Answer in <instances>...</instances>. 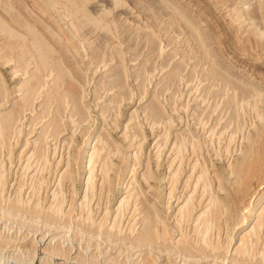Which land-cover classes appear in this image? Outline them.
I'll return each mask as SVG.
<instances>
[{
  "label": "rangeland",
  "instance_id": "1",
  "mask_svg": "<svg viewBox=\"0 0 264 264\" xmlns=\"http://www.w3.org/2000/svg\"><path fill=\"white\" fill-rule=\"evenodd\" d=\"M121 1L122 0H120V5L117 7L114 6V0H90L88 2V12L93 16L99 17L109 12L110 14L108 16L114 17L116 20L119 30L118 32L112 33L113 35L110 33L106 34L109 41L101 39L102 37L99 38L100 36L96 33L88 34L85 37L82 35L81 41L83 44L75 41L77 45L76 48L78 52L81 53L78 59L83 61L80 63L79 68L82 69L83 67V69L79 70V68H76L70 70L77 81L75 83L80 92L82 111L85 116L82 117L79 114H77L76 117L72 116L70 113L71 110H69L71 103H69V106H67L68 108H64L58 116V118L62 120L60 121L59 119L65 131H63L59 137L55 135L53 125L52 127L51 125L49 126V124L47 125V123H51V120L54 118L53 115L57 116L55 102L50 103L49 109L51 107V110H48L49 113L47 116L44 118V114L42 115L44 107L46 106V99L44 100L43 97L48 91L50 92V89L51 91L53 90V82L50 81V78L53 76L51 77L50 75H53L55 71H49L50 74L48 73L47 75L50 77L48 76L47 79V76H44L43 78L46 84L43 87L44 90L43 88L38 90L39 92L36 93L37 97H34V100L31 102L33 105L29 106V111H24L26 113L22 112L23 115L21 114L19 120L17 119V123L13 124V128L11 127L9 142L12 141L10 144L7 142L6 145L4 142V145H0L1 147L6 146L5 148L3 147V149L0 148L2 150L0 152V175L2 172L4 174L0 176V178L3 179L2 181L0 179V243L7 246L5 251L0 255V264H31L32 262L33 264H101L104 262L105 258L107 261L115 257H117L118 260L115 264H129L130 262V264H136L140 261L141 257L135 261L134 259L140 252L135 253L136 249L130 250L132 246L129 241H122V243L104 241V243H102L103 239L102 237H98L99 233L96 232V227L101 218L103 219V216L107 215L108 217L110 214L107 220L108 223L106 222L103 228L106 230L111 229L115 218L118 220L121 217V213H123V217L120 219L122 221L119 225L120 228L116 227V229L114 228L112 231L115 230L119 235H127L133 222L137 218L143 217L145 213V211L141 209V204L137 206L139 209H137L136 213H133V204L139 200V195L137 194L141 192L140 188L137 186L141 183L143 184L142 191L144 193L150 194V192H153L155 194L151 196L149 200H145L144 198L145 202L148 205H152L153 208L156 207L160 218H165L164 221L170 224L171 227L173 226L171 223L174 218L179 216L178 210H180V208L182 209L184 204L186 205L189 203L190 199L188 198H190L193 193L191 202H194L197 208L191 219L187 221L185 225H182V229L185 233H183L181 229V231L174 235V237L177 238L182 235H189V238H192L190 236L192 233L194 235L192 227L198 222V217H202L200 215H203V212L206 214V212H208L207 207H211V204L213 205L217 199L218 181H214V172L218 171L224 174L225 177L232 179L233 175L230 173V166L240 157L242 147L248 144L249 136L254 134V123H260V118L257 117L256 112L254 111V113L252 109L253 99H243L240 95L244 90L247 92H255L256 90L259 98L263 97L264 99L263 48L262 46L255 50L246 48V45L250 44L264 45V38L259 37L260 32H264V16L260 17L259 15L260 11L264 14V0ZM20 2L21 4L17 5L18 12L30 18L31 22L35 23L31 16H36L38 18L36 23H38L40 19H43L47 27H50L56 36H62L65 32L66 35L74 38V34L70 29V20L65 19L64 21L60 18L62 12L60 5L50 7L46 15L40 13L36 8L38 6L37 4L43 3L44 0H20ZM122 4L124 5L122 6ZM22 5L27 6L29 11L22 9ZM260 6L262 8L259 10ZM253 9L257 11L258 16L252 18V21H243V19H241L242 14ZM2 15L5 17L8 24L17 29L18 32H21V29L10 21L6 15ZM173 18L176 21L175 23L183 26V31L173 22ZM251 22H254L255 25L257 24L258 28L255 29ZM191 27L194 29H191ZM150 28L153 31H151ZM212 29L214 30L213 33L215 37L211 34ZM191 32L194 35L198 33L203 36L208 46L203 51L208 52L212 60H210L209 63H205V61L202 60L200 64L195 58H183L184 55L192 56L193 53L196 52L195 45L190 46L187 44V40L192 34ZM102 34L104 35V33ZM247 36L250 37L251 42L244 44L243 42L246 40ZM216 41L219 42L220 45H217V43L215 44ZM190 47L193 48L191 49ZM176 50L177 52H175ZM72 53L77 55V52L74 50H72ZM94 56L97 59L95 62L92 61V57ZM112 57L114 60H112ZM28 61L31 60L27 59L26 61V64L29 63L27 65V70L31 74V72L35 71V63ZM185 61L187 62L185 63ZM192 61L194 62L192 63ZM12 64H14V61L9 64H2V61H0V82H4L2 83L4 94L8 98V102L3 101V103L6 102V104L3 108H0V114L4 112H6L4 114H7V110L10 112L17 106L21 100L20 98H22L20 96L22 92L19 93L17 89L21 86L23 81L29 79V77L21 79L23 76L14 75L13 71L16 65ZM179 65L181 67L178 76L172 78L171 75L174 69ZM213 66L216 73L222 74L227 80H230L236 88H231L229 86H227L229 88H226V86H222L221 81H219L220 85H217L218 82H209V79L213 76L209 74V68ZM205 69L206 71H204ZM116 70H122L123 89L119 87L118 90V87H115L113 88L114 90H109L107 88L110 85V77ZM29 73L25 76H29ZM139 76L140 78H138ZM105 84L106 89L104 90L103 87ZM214 85H216V87ZM224 88L228 89V92ZM44 92L46 93L43 94ZM121 92H124L126 98L118 95ZM38 93L39 96L37 95ZM214 93H216L215 97ZM121 98H125L123 99L125 101H122ZM232 99H235L238 104L236 105V109L243 105L237 110L239 113L242 110L239 114V120L238 118L236 120L234 117L235 108L234 110L229 108V102H231ZM248 101H251V107L248 105ZM244 104H246L245 107ZM153 106L157 107L159 110L161 114L160 117L156 116L152 111ZM242 107L244 109H242ZM248 108H250V110ZM246 118L250 121L248 122ZM45 123L49 128L43 125ZM169 125L171 126V132L168 130L169 132L166 133V126ZM238 125L240 126L238 127ZM43 127L47 129L44 131ZM238 128H240V131L243 130L241 132L239 131V133ZM90 135L92 137H90ZM101 137L102 141H100ZM40 138L43 139L42 142H40V144L42 143L41 145L37 142L39 140L41 141ZM187 139H189V144H187ZM88 140L90 145L86 146L85 142ZM183 141H185V143ZM191 142L194 144H191ZM184 144L186 151L184 150L183 152L185 153L182 152V154L178 152V150L183 149L176 148H183ZM196 144L199 145V148L198 146L195 148L196 152L194 155L192 147ZM104 146L108 148L106 147L105 149ZM174 148L176 149L175 151ZM100 150L103 151L101 152ZM36 151H40L39 154ZM98 151L101 153L99 152L98 154ZM175 152L177 154H175ZM178 153L181 154V159L175 158L178 157ZM91 155V165L85 168L84 166L88 164ZM102 157L108 160L104 162L99 159ZM136 162L140 163L137 164ZM107 163L108 165L110 164L111 167L108 166ZM195 164L198 166L201 165V170L198 166L193 170ZM102 166L110 168L107 173L105 172L108 174V176L105 175L106 177L103 176ZM179 166H182L184 170L180 177L182 181L180 180L178 182L174 197L170 200L169 193L171 188L169 187L173 183L174 175L176 171L178 172ZM90 167H95L96 170L93 173V178L88 181L90 176L88 169ZM147 167L156 174H154V179H150L151 187H148L145 183L144 174ZM64 170H68V173L66 172V177L62 179V175L64 177ZM173 170H175V172ZM205 173L208 175L207 177L204 175ZM199 175L201 178L204 176L203 178H208L209 181L211 180L213 182L209 184L210 187L208 186V188H210L211 194L213 193L212 195L215 196L216 199L212 197L211 200V194L202 197L204 187L201 186L203 182L200 181ZM102 176L105 178L108 177V180L105 181L107 184L103 182ZM91 180L93 185L91 184ZM188 182L190 185L187 189H184V183L187 184ZM90 185L94 187L91 188ZM102 186L104 187L101 188ZM134 187L135 191H132ZM109 191H111L110 199ZM128 192H135L133 195L130 194L132 195V199H130L131 203L128 210L125 207L127 212L120 208L119 210L121 212L119 211V213L118 208L120 207V202L122 199L127 198L129 195ZM222 194L224 195V191L220 190L219 195L223 196ZM263 194L264 183L255 190V197H253L254 199H252V201H258ZM157 195H159V198ZM134 196H136V200ZM198 199L199 201L197 202ZM170 201L173 205H171L170 209H167ZM208 201H210L211 204ZM12 203L17 205L16 211L12 209L9 210L8 207L11 206ZM61 203L62 205H60ZM263 204L264 196L260 198L256 210L262 208L264 206ZM34 205H36V207L39 206V209ZM57 205H60V207ZM250 208H246L247 210H240V215H247ZM32 209L36 213L39 212L38 216L31 214L32 217L30 213H27ZM256 210L254 212H256ZM260 210L261 209L257 210V214ZM119 214L120 217L118 216ZM254 214L251 218L252 221L250 220L248 226L245 227L246 229L244 228L245 230L230 231L223 225L220 237L218 238V243L220 246L222 245V249L212 254L211 258L200 260L199 262L205 261L204 263L221 264L224 259L233 256L235 248L240 244L241 236L250 229L252 230V224L255 223ZM47 215H52L56 218L59 217L58 219L60 220L58 221L57 219L55 222L54 220H46L44 217ZM1 216L3 217L2 219ZM128 216L129 218H127ZM134 217L137 218L132 220ZM178 218H180V216ZM130 221L131 224L129 225ZM85 226H88V230ZM84 227L86 228L85 231ZM93 230H95V232ZM224 230L226 231L225 234ZM210 231L214 233L213 230ZM262 232L259 234L261 240H255V243L257 241L258 245L256 243L255 251L251 253L255 254V256L254 258H250L249 264H264V256L262 257L260 254V252H264V240H262L264 239V231ZM215 234L217 235V231ZM226 235H228V237ZM103 237H105V235H103ZM212 238L214 237L212 236ZM98 243H102L100 246L101 248H96ZM16 246L17 250L15 249ZM111 246L116 247L111 249ZM10 249L13 250L11 251ZM100 249L108 251V257L102 258V256H100L99 260H97L95 257L99 255L98 252ZM51 251H53V254ZM232 252L234 253L232 254ZM132 254H134L133 258H131ZM146 254H149V252L145 253V255ZM81 261H84V263ZM245 264H248V262Z\"/></svg>",
  "mask_w": 264,
  "mask_h": 264
},
{
  "label": "bare ground",
  "instance_id": "2",
  "mask_svg": "<svg viewBox=\"0 0 264 264\" xmlns=\"http://www.w3.org/2000/svg\"><path fill=\"white\" fill-rule=\"evenodd\" d=\"M90 0H44L43 3L41 4H37L38 6L36 7L37 10L42 13V14H48V10L50 7H55L60 5L61 6V15L60 18L62 20L65 21V19H69L70 20V29L72 31V33L74 34V38L69 37L68 35L65 34V32L63 33L62 36H56L53 33V30L49 27H47V25L45 24V21L43 19H40L38 23H36V20L38 19L36 16H31L33 18V20L35 21V23L31 22L30 18L20 14L18 12V7L17 5L21 4L20 0H0V61H2V64H9L12 61H14V64L12 65H16L13 71V74L16 76H23L21 79H26L29 77V79L23 81V83L21 84V86L18 87L17 91L22 92L20 94V96L22 98H20V102L17 104V106L9 112L7 114H4L6 112H4L3 114H0V145H4L3 143L5 142V144L7 142H9L10 140V133H11V127L13 126L14 123H17V119L19 120V117L21 116L22 112L27 111L29 108V106L33 105L31 104L32 100H34V97L36 96V93L39 92L38 90L43 88L46 84L44 83V76H48L47 75L52 71H55L53 73V75H50L52 78H50L53 82V90L50 92L48 91V93L43 97V99L46 101V106L44 107L43 110V117L45 118V116H47V114L49 113L48 110H51V107L49 109V105L52 102H55L56 104V111H57V116L53 115L54 118L51 120V123H47V125L49 124V126L53 125V129H54V133L56 136L59 137V135H61L63 133V131H65V128L63 129L61 122L62 121L60 118H58L59 113L66 108L67 106H69V103H71L70 109L71 110V114L72 116H75L77 114H79L80 116H85L83 111H82V102L80 99V92L78 90V87L76 85L75 82H77L75 80V77L71 74V70L73 69H78L80 63H82V60L78 59V56L80 57V54L77 50V45L75 43V41L82 43V35L85 37L88 34L91 33H96L98 34L101 39H105L106 41H109L108 36L106 35L107 33H114V32H118L119 28H118V24L116 22V20L114 19V17L112 18L111 16L109 17L108 15L110 14L109 12L102 14L99 17L93 16L91 13L88 12V2ZM223 1V0H222ZM246 1H250V0H246ZM252 1V0H251ZM123 2V0L121 1ZM125 2V1H124ZM230 2V1H229ZM257 2V1H256ZM36 3V2H35ZM126 3V2H125ZM124 3V4H125ZM228 3V2H227ZM122 4V6L124 5ZM120 5V0H114V6L117 7ZM220 6V5H219ZM218 6V7H219ZM249 7V6H248ZM251 7V6H250ZM168 8V7H167ZM262 7L260 6L259 10ZM22 9H24L25 11H29L27 6L22 5ZM21 9V10H22ZM105 9V8H104ZM171 10V9H169ZM178 11V10H177ZM176 13V12H175ZM6 15L8 17V19L10 21H12L19 29H21V32H18L17 29H15L14 27H12L10 24H8L5 20V17L2 15ZM179 14V12H178ZM177 14V15H178ZM260 17H263L264 14L263 12H259ZM56 16V15H55ZM164 16V15H163ZM258 16V13L256 10H248L247 13H243L241 19H243V21H252V18ZM181 17V16H180ZM50 18V17H49ZM52 18V17H51ZM111 18V19H110ZM174 19V18H173ZM172 19V20H173ZM264 19V17H263ZM167 20V19H166ZM185 20V19H183ZM63 22V21H62ZM129 22V21H128ZM174 23L176 22L175 19L173 21ZM182 22V21H181ZM186 22V21H185ZM130 23V22H129ZM132 23V22H131ZM255 29H257L258 25L254 22H251ZM176 25L179 26L180 30L183 31V26L179 25L178 23H175ZM188 25V24H187ZM221 25V24H220ZM230 25V24H229ZM165 26V25H164ZM190 27V25H189ZM133 28V27H131ZM172 28V27H171ZM174 28V27H173ZM151 29V28H150ZM149 29V30H150ZM191 29H194L193 27H191ZM161 30V29H160ZM219 30V29H218ZM151 31H153L151 29ZM194 31V30H193ZM211 34L212 36H214V30H211ZM104 33V35L102 34ZM154 33V32H153ZM161 33V32H160ZM192 33V32H191ZM201 33V32H200ZM182 34V33H181ZM184 34V33H183ZM113 35V34H112ZM116 35V34H115ZM152 35H156V34H152ZM158 35V34H157ZM160 35V34H159ZM95 36V35H94ZM138 37V36H137ZM215 37V36H214ZM261 38H264V32H260V36ZM93 38V37H92ZM243 39V38H242ZM148 40V39H147ZM97 41V40H96ZM253 41V40H252ZM86 42V41H85ZM84 42V43H85ZM121 42V41H120ZM119 42V43H120ZM151 42L153 43V40L151 39ZM185 42V41H184ZM243 42V41H242ZM241 42V43H242ZM251 42L250 37L247 36L246 40L243 42L244 44H247ZM109 43V42H108ZM173 43V42H170ZM217 43V45L220 43L219 42H215V44ZM240 43V44H241ZM83 44V43H82ZM176 44V43H175ZM184 44V43H183ZM182 44V45H183ZM187 44H189L190 46L195 45L196 47V52L193 53L192 56H186L184 55V59L185 58H195L197 60V62H201L202 60L205 61V63H209L211 60V56L208 54V52H204L203 50H205L206 47H208L206 45V42L203 39V36L201 34L196 33L195 35L192 33L191 36L188 38L187 40ZM243 44V45H244ZM126 45V44H125ZM93 46V44H92ZM110 46V45H109ZM151 46V45H150ZM222 46V45H221ZM237 46V45H236ZM262 46L263 51H264V45H246V48H250L255 50L256 48H260ZM124 47V46H123ZM136 47V46H135ZM243 47V46H242ZM88 48V47H87ZM138 48V47H137ZM184 48V47H183ZM191 48V47H190ZM193 48V47H192ZM191 48V49H192ZM245 48V49H246ZM115 49V48H113ZM123 49V48H122ZM162 49V48H161ZM187 49V48H186ZM185 49V50H186ZM72 50H74L75 52H77V55L72 53ZM84 50V49H83ZM165 50V49H164ZM163 50V51H164ZM188 50V49H187ZM85 51V50H84ZM135 51V50H134ZM180 51V50H179ZM177 52V50L175 51ZM237 52V51H236ZM255 52V51H254ZM89 53V52H88ZM126 53V52H124ZM165 53V52H163ZM174 53V52H173ZM86 54V53H85ZM105 54V53H103ZM112 54V53H111ZM115 54V53H114ZM119 54V53H118ZM123 54V53H122ZM121 54V55H122ZM213 54V53H212ZM248 54V53H246ZM125 55V54H123ZM122 55V56H123ZM162 55V54H161ZM180 55V54H179ZM93 56V55H92ZM117 56V55H116ZM121 56V57H122ZM261 56V55H260ZM163 57V56H162ZM249 57V56H248ZM106 58V57H105ZM109 58V57H108ZM182 58V59H183ZM27 59L31 60L28 62L31 63H35L34 67H35V71L33 69L34 72H31V74L29 73V71L27 70V65L26 61ZM101 59V58H100ZM117 59V58H116ZM96 57H92V61H96ZM99 60V59H98ZM108 60V59H107ZM106 60V61H107ZM112 60L113 57H112ZM148 60V59H146ZM189 60V59H188ZM192 60V59H191ZM212 61V60H211ZM98 62V61H97ZM104 62V61H103ZM123 62V61H121ZM147 62V61H146ZM187 61H185L186 63ZM194 61H192L193 63ZM30 63V65H31ZM85 63V62H84ZM107 63V62H106ZM203 63V62H202ZM100 64V63H99ZM201 64V63H200ZM214 64V62H213ZM93 65V64H92ZM108 65V64H107ZM192 65V64H191ZM101 66V65H99ZM98 66V67H99ZM106 66V65H105ZM188 66V65H187ZM198 66V65H197ZM207 66V65H206ZM215 66V65H214ZM211 67L209 68V74H212L213 76L211 77V79H209V82H218L217 85L219 84V81L222 82V86H226V88H236L235 85L230 82V80H227V78H225L222 74L220 73H216L215 72V68ZM33 67V68H34ZM89 67V66H88ZM180 65L177 66L173 73H172V78H175L178 76L179 71H180ZM201 67V66H200ZM216 67V66H215ZM95 68V67H94ZM93 68V69H94ZM125 68V66H124ZM30 69V68H29ZM71 69V70H70ZM81 68H79L80 70ZM83 69V67H82ZM81 69V70H82ZM143 69V67H142ZM196 69V68H195ZM201 69V68H200ZM208 69V68H207ZM220 69V68H219ZM218 69V70H219ZM100 70V68H99ZM126 70V69H125ZM145 70V69H144ZM202 70V69H201ZM90 71V70H89ZM148 71V70H147ZM146 71V72H147ZM184 71V70H183ZM206 71V69L204 70ZM203 71V72H204ZM222 71V70H221ZM127 72V71H126ZM125 72V73H126ZM145 72V73H146ZM226 72V71H225ZM30 74L29 76H25L27 74ZM83 73V72H82ZM85 73V72H84ZM201 73V71H200ZM208 73V72H207ZM50 74V73H49ZM86 74V73H85ZM227 74V73H226ZM147 75V74H146ZM206 75V74H205ZM204 75V76H205ZM49 76V77H50ZM1 77V76H0ZM87 77V76H86ZM140 78V76L138 77ZM182 78V77H179ZM46 79V77H45ZM208 79V78H207ZM107 80V79H106ZM145 80H146V76H145ZM2 81V80H1ZM175 81V80H174ZM264 81V80H263ZM202 82V80H201ZM4 83V82H2ZM0 82V108L6 104V102H8V98L5 96V92L3 90V85ZM103 83V82H102ZM105 83V82H104ZM143 83V82H142ZM49 84V83H48ZM79 84V83H78ZM109 87L107 89H113L115 87H118L117 89L119 90V87L121 89H123V78H122V70H116L114 72V74L110 77L109 80ZM208 84V83H207ZM18 85V84H17ZM80 85V84H79ZM213 85V84H210ZM81 86V85H80ZM216 87V85H214ZM229 86V87H227ZM97 87V86H96ZM221 87V86H220ZM82 88V87H81ZM104 90L106 89V84L103 87ZM209 88V86H208ZM214 88V87H212ZM223 88V87H222ZM224 88L227 92L228 89ZM44 90V88H43ZM49 90V89H48ZM99 90V89H98ZM114 90V89H113ZM214 90V89H213ZM250 90V89H249ZM255 90V89H254ZM47 91V90H46ZM107 91V90H106ZM122 91V90H121ZM212 91V90H211ZM209 91V92H211ZM16 92V91H15ZM208 92V91H207ZM206 92V93H207ZM257 91L255 90V92L253 91H245L241 93V98L245 99V98H251L252 103H253V112H256V115L258 118H260V123H254V134H252L251 136H249L248 138V144L246 146L242 147V151H241V155L239 158H237L235 160V163L233 165L230 166V173L231 175H233L232 179L227 178L224 176V174L217 172H214V181H218V192H217V199L215 196H213L210 192V188H208L209 184L212 182L211 180L209 181L208 178H203L204 176H202V178L200 177V181L203 182V186L204 190H203V196L206 195H210L211 194V200L212 197L216 199V201L213 203V205L211 204V200L208 201L211 204V207L209 206V208L207 207V211L206 214L200 215L202 217H198V222H196V224L192 227L194 235L192 232V235H190L192 238H189V235H182L181 237L177 238L174 237V235L181 231V229L183 228V224L185 225V223L187 221H189L194 213V211L196 210L197 206L194 205V202H191V197H193V193L192 196H190L189 203L188 204H184L183 208L180 210H178L179 212V216L180 218L176 217L174 218L173 222L171 224H173V226L171 227L170 224H168L167 222L164 221L163 218H160L159 214H158V209L155 207L153 208L152 205H148L145 200H149L151 198V196L155 195L153 192H150V194H146L142 191L143 189V184H139V187L141 192H139V200L133 204L134 207V211L133 213L135 214L137 209V206L141 204V209L142 211H145L144 216L140 217V218H133L132 220H135L133 222V224L131 225V227L129 228V233L126 235H119L118 233H116V231H112V229H116V227L120 228L119 225L121 224L120 222H122L120 219L121 217H123V213H121V217L120 214L118 215L120 218L117 220L115 218L113 226L111 227V229H105L103 228L105 223L108 220L107 215L103 216V219L101 218L99 224L97 225L96 229H97V233H99L98 237H102L103 241L102 243L105 242H116V243H122L123 242H127L129 241V243H131V248L130 250H135V253L140 252L138 254V256L134 259L137 260L138 258L141 257L140 261L137 262L136 264H203L205 261L199 262L200 260H207L208 258H211V255L214 254L215 252H218L221 248V246L219 245V237H220V232L222 230L223 225L226 226L227 230H237L240 231L242 229H244L245 227L248 226L251 218L253 217V214L255 216V223L252 224V230L250 229L248 232H246L243 236H241L240 238V244L237 245V248H235V253L232 252V254L234 253L233 256H231L230 258H226L222 261L221 264H243L244 262L248 264L250 263L249 261L251 260L250 258H254L255 254H251L253 251H255L256 248V243L258 245V240H261L259 237V234L264 231V206L261 209L260 212L257 214V209L256 210V206L259 204L260 202V198H262L264 196V194L262 196H260V198L258 199V201H255L252 199H254L253 197H255V190L259 187H261L264 183V99L263 97L259 98V96L257 95L258 93H256ZM9 93V92H8ZM46 92H44L43 94H45ZM118 93V92H117ZM205 93V94H206ZM217 93V92H216ZM214 93V97L215 94ZM115 94V93H114ZM219 94V93H218ZM228 94V93H227ZM237 94V93H236ZM235 94V95H236ZM39 96V93L37 94ZM82 95V93H81ZM121 97H125L126 95L124 94V92H121L120 94H118ZM213 95V94H212ZM229 95V94H228ZM226 95V96H228ZM234 95V96H235ZM19 96V95H17ZM233 96V95H232ZM143 97V96H142ZM213 97V98H214ZM218 97V95H217ZM222 97V96H221ZM40 98V97H39ZM117 98V95H116ZM125 98H121L122 101H125L123 99ZM212 98V97H211ZM6 99V100H5ZM203 99V98H202ZM242 99V100H243ZM17 100V99H16ZM15 100V101H16ZM43 100V101H44ZM222 100V99H221ZM235 100V99H234ZM234 100L232 99L231 102H229V108L232 110H234L235 108V115L234 117L238 118L239 120V111H237L238 109H236V105H238L236 103V100L234 102ZM3 101H6L5 103H3ZM118 101V100H117ZM204 101V100H203ZM206 101V100H205ZM216 101V100H215ZM35 102V101H34ZM121 102V101H120ZM222 102V101H221ZM228 102V101H227ZM246 102V101H245ZM251 102V101H250ZM248 101V105L250 106V103ZM235 103V104H233ZM13 104V103H12ZM54 104V103H53ZM67 104V105H66ZM217 104V103H216ZM220 104V101H219ZM218 104V105H219ZM247 104V103H246ZM244 104V107L245 105ZM52 105V104H51ZM66 105V106H65ZM55 106V105H54ZM218 107V106H217ZM251 107V106H250ZM33 108V107H31ZM68 108V107H67ZM66 108V109H67ZM216 108V107H215ZM247 108V107H246ZM242 109H244L242 107ZM250 110V108H248ZM29 111V110H28ZM54 111V110H53ZM152 111L155 113L156 116L160 117L161 114L159 113V110L157 109V107L153 106L152 107ZM252 111V110H251ZM32 112V111H31ZM238 112V113H237ZM254 112V113H255ZM26 113V112H24ZM53 113V112H52ZM150 113V112H149ZM247 113V112H246ZM250 113V112H249ZM54 114V113H53ZM244 114V112H243ZM253 114V113H252ZM251 114V115H252ZM23 115V114H22ZM26 115V114H25ZM24 115V116H25ZM41 115V114H40ZM50 115V114H49ZM212 115V114H211ZM246 115V114H245ZM23 116V117H24ZM248 116V115H247ZM22 117V118H23ZM243 117V116H242ZM249 117V116H248ZM255 117V116H254ZM74 118V117H72ZM60 119V121H59ZM247 119V118H246ZM253 119V118H252ZM251 119V120H252ZM245 120V119H244ZM243 120V121H244ZM254 120V119H253ZM252 120V122H253ZM16 121V122H15ZM74 121V120H73ZM241 121V119H240ZM238 121V122H240ZM248 121V119H247ZM250 121V120H249ZM248 121V122H249ZM242 123V122H241ZM114 124V123H113ZM239 124V123H238ZM16 125V124H15ZM46 126V123L43 124ZM170 125L172 126V124L170 123ZM166 126V133L169 132L171 130V126ZM237 125V123H236ZM246 125V124H245ZM240 125H238L239 127ZM47 127V126H46ZM117 127V126H115ZM13 128V127H12ZM44 128V127H43ZM49 128V127H47ZM47 128H44L43 130L45 131ZM163 128V127H162ZM236 128V127H235ZM243 128V127H242ZM238 132L240 131V128H238ZM244 129V128H243ZM242 129V130H243ZM42 130V131H43ZM93 130V129H92ZM169 130V131H168ZM214 130V129H213ZM241 130V131H242ZM48 131V130H47ZM46 131V133H47ZM215 131V130H214ZM240 131V132H241ZM14 132V131H13ZM52 132V131H51ZM171 132V131H170ZM237 132V133H238ZM239 132V133H240ZM93 133V131H92ZM91 133V134H92ZM142 133V132H141ZM214 133V132H213ZM45 134V133H44ZM53 135V134H52ZM51 135V136H52ZM100 136V135H99ZM108 136V135H107ZM168 136V135H167ZM44 137V136H43ZM54 137V136H53ZM90 137H92L90 135ZM89 137V138H90ZM13 138V137H12ZM236 138V137H235ZM41 141H37L40 144V142H42V138H40ZM53 139V138H52ZM102 141V137L100 138ZM106 139V138H105ZM86 140V139H85ZM144 140V139H143ZM189 139H187L186 141L188 142ZM232 140V139H231ZM230 140V141H231ZM12 141V140H11ZM10 141V142H11ZM106 141V140H105ZM10 142L8 144H10ZM109 142V141H107ZM185 143V141H183ZM194 142V141H193ZM191 142V144L193 143ZM102 143V142H101ZM104 143V142H103ZM181 143V141H180ZM179 143V144H180ZM232 143V142H231ZM230 143V144H231ZM244 143V142H243ZM13 144V143H12ZM67 144V143H66ZM99 144V143H98ZM106 144V142H105ZM108 144V143H107ZM131 144V143H129ZM189 144V142L187 143ZM186 144V145H187ZM190 144V145H191ZM194 144V143H193ZM229 144V143H228ZM7 145V144H6ZM14 145V144H13ZM85 145L88 146L89 144V140L85 142ZM177 145V143H176ZM11 146V145H10ZM109 146V145H108ZM132 146V145H130ZM180 146V145H178ZM182 146V145H181ZM185 144L182 147H177L181 148L183 150H178V152H183L184 150L186 151V147H184ZM199 145H194L193 148V153L195 155V148ZM4 148L6 146H3ZM3 147L0 146V148L3 149ZM39 147V146H38ZM102 147V146H101ZM105 147V146H104ZM107 147V146H106ZM105 147V149H106ZM229 147V146H227ZM40 148V147H39ZM44 148V147H43ZM95 148V147H94ZM108 148V147H107ZM90 149V148H89ZM174 148V151L176 150ZM202 149V147H201ZM228 149V148H227ZM38 150V149H36ZM42 150V149H40ZM96 150V149H95ZM190 150V149H189ZM197 150V149H196ZM199 150V149H198ZM2 150L0 149V152ZM4 151V150H3ZM86 151V150H85ZM101 152L103 150H100ZM98 151V154L99 152ZM10 152V150H9ZM37 152V151H36ZM40 152V151H39ZM39 152H37L39 154ZM100 152V153H101ZM199 152V151H198ZM43 153V152H42ZM185 153V152H183ZM182 153V154H183ZM229 153V152H228ZM56 154V153H55ZM175 154H177L175 152ZM10 155V154H9ZM43 155V154H42ZM192 155V153H191ZM197 155V154H196ZM104 156V155H103ZM178 157L175 158H180L181 159V154L178 153L177 155ZM180 156V157H179ZM44 157V156H42ZM87 157V156H86ZM200 157V156H199ZM198 157V158H199ZM39 158V157H38ZM45 158V157H44ZM47 159V158H46ZM101 160H103L105 162L106 159L99 158ZM31 160V159H30ZM29 160V162H30ZM41 160V159H40ZM44 160V159H43ZM92 160V155L89 159V162L86 166H84L85 168L89 165H91V161ZM94 160V159H93ZM108 160V159H107ZM106 160V161H107ZM176 160V159H175ZM189 160V159H188ZM102 161V162H103ZM110 161V160H109ZM181 161V160H180ZM179 161V162H180ZM45 162V161H44ZM62 162V161H61ZM94 162V161H93ZM103 162V163H104ZM46 163V162H45ZM49 163V162H48ZM96 163V162H95ZM110 163V162H109ZM137 163V162H136ZM140 163V162H139ZM137 163V164H139ZM196 163V162H195ZM101 164V163H100ZM106 164V163H105ZM103 164V165H105ZM185 164V163H184ZM190 164V163H189ZM192 164V163H191ZM198 164V163H197ZM197 164L194 165L193 170L196 169V167L198 166ZM200 164V163H199ZM85 165V164H84ZM108 165V163H107ZM215 165V164H214ZM106 166V165H105ZM103 167L101 169H103V176L107 175L106 174L108 172V170L110 169L109 167ZM110 166V164L108 165ZM28 167V166H27ZM32 167V166H31ZM111 167V166H110ZM172 167V166H170ZM190 167V166H189ZM199 169L201 170V165L198 166ZM99 168V167H98ZM176 168V167H175ZM180 168V169H179ZM178 168V172L176 171V174L174 175L173 178V183L172 185L169 187L171 188L169 196H170V200L173 199L174 197V192L178 187V182L181 180L180 177L183 174L184 170L183 167L179 166ZM68 169V168H67ZM191 169V167H190ZM189 169V170H190ZM27 170V169H26ZM95 167H90L88 169V172L90 174L88 181L90 179L93 178V173L95 171ZM217 170V168H216ZM219 170V169H218ZM65 171V170H64ZM101 171V170H100ZM101 171V173H102ZM175 172V170H173ZM186 171V170H185ZM198 171V169H197ZM203 171H204V166H203ZM202 171V172H203ZM66 172L68 173V170L65 171L64 177L62 175V179H64L66 176ZM106 172V173H105ZM207 172V171H205ZM100 173V172H99ZM198 173V172H196ZM3 174V172H2ZM1 174V175H2ZM154 174L153 171L147 167V170L144 174L145 176V183L147 184L148 187H151V180L150 179H154ZM0 175V176H1ZM4 175V174H3ZM2 175V176H3ZM156 175V174H155ZM186 175V173H185ZM206 175V173L204 174ZM68 176V175H67ZM102 176V177H103ZM110 176V175H109ZM143 176V178H144ZM208 175H206L207 177ZM210 176V175H209ZM106 177V176H105ZM103 177V182L105 184H107L105 181H107L108 177L105 178ZM3 178V177H2ZM69 178V177H68ZM67 178V179H68ZM1 179V178H0ZM61 179V181H62ZM97 179V178H96ZM189 179V178H188ZM211 179V178H210ZM3 179H1L2 181ZM69 180V179H68ZM194 180V179H193ZM182 181V180H181ZM188 181V180H187ZM198 181V182H200ZM92 182V180H91ZM90 182V183H91ZM186 182V180H185ZM191 182V181H190ZM197 182V185H198ZM201 182V183H202ZM3 183V182H2ZM62 183V182H60ZM89 183V184H90ZM138 183V182H137ZM140 183V182H139ZM189 183V182H188ZM185 184L184 183V189H187L189 184ZM213 183V182H212ZM88 184V185H89ZM93 185V182L91 183ZM217 184V183H216ZM214 185V184H212ZM63 186V185H62ZM91 186V185H90ZM132 186V185H131ZM94 186H91V188ZM104 186H102L101 188H103ZM128 187V186H127ZM192 187V186H191ZM198 187V186H196ZM195 187V188H196ZM210 187V186H209ZM214 187V186H213ZM212 187V188H213ZM3 188V187H2ZM89 188V187H88ZM100 189V188H99ZM131 189V188H129ZM135 189V187L132 189V191ZM199 189V188H198ZM262 189V188H261ZM34 190V189H33ZM61 190V188H60ZM194 190V188H193ZM215 190V189H214ZM223 190L224 191V195L220 196L219 195V191ZM87 191V190H86ZM93 191V190H92ZM131 191V192H132ZM135 191V190H134ZM195 191V190H194ZM202 191V190H201ZM3 192V191H2ZM19 192V191H18ZM97 192V191H96ZM109 199L111 197V191H109ZM128 192L129 195L127 196V198L122 199L120 202V207L118 208V212L120 211L119 209L122 208L121 210H124L125 212L126 209L128 210V207L130 205V199H132V195L133 193ZM137 192V191H136ZM215 192V191H214ZM1 193V190H0ZM17 193V192H16ZM121 193V192H120ZM198 193V192H197ZM19 194V193H18ZM87 194V193H86ZM105 194V193H104ZM108 194V193H106ZM132 194V195H130ZM216 194V193H215ZM257 194V192H256ZM34 195V194H33ZM115 195V194H114ZM201 195V194H200ZM18 196V195H17ZM86 196V195H85ZM159 195H157L158 197ZM197 196V195H196ZM257 196V195H256ZM87 197V196H86ZM138 197V196H137ZM168 197V196H167ZM201 197V196H200ZM89 198V197H87ZM86 198V199H87ZM136 198V196H134V199ZM145 198V200H144ZM159 198V197H158ZM176 198V196H175ZM198 198V197H197ZM208 198V196H207ZM257 198V197H256ZM3 199V198H2ZM85 199V200H86ZM205 199V198H204ZM250 199V200H249ZM18 200V199H17ZM16 200V202H17ZM38 200V199H37ZM136 200V199H135ZM133 200V201H135ZM10 201V200H9ZM44 201V200H43ZM91 201V200H90ZM99 201V200H98ZM199 201V199L197 200V202ZM39 202V201H38ZM37 202V203H38ZM55 202V201H53ZM62 202V201H61ZM85 202V201H84ZM188 202V200H187ZM186 202V203H187ZM191 202V203H190ZM11 203V202H10ZM24 203V202H22ZM36 203V204H37ZM40 203V202H39ZM38 203V204H39ZM64 203V202H63ZM216 203V204H215ZM2 204V203H1ZM7 204V203H5ZM18 204V203H17ZM57 204V203H56ZM86 204V203H85ZM84 204V205H85ZM96 204V203H95ZM98 204V202H97ZM104 204V203H103ZM159 204V203H158ZM168 204V203H167ZM196 204V202H195ZM21 205V204H20ZM19 205V206H20ZM62 205V203L60 204ZM60 205H57L60 207ZM88 205V204H87ZM126 205V206H125ZM171 205H173L171 203V201L169 202V205L167 206V209L171 208ZM200 205V204H199ZM264 205V204H263ZM8 206V205H7ZM36 207V205H34ZM38 206V205H37ZM43 206V205H42ZM82 206V205H81ZM107 206V205H106ZM132 206V204H131ZM260 206V205H259ZM4 207V206H3ZM6 207V206H5ZM39 207V206H38ZM36 207V208H38ZM50 207V206H49ZM52 207V206H51ZM98 207V206H97ZM126 207V209H125ZM132 207V208H133ZM203 207V206H201ZM252 207V208H250ZM9 210L12 209L14 211H16L15 209H17V205L15 203H12L11 206L8 207ZM35 208V209H36ZM246 208H250L248 210V214L241 216L240 215V210L242 209H246ZM7 209V208H6ZM39 209V208H38ZM41 209V208H40ZM56 209V208H55ZM99 209V208H98ZM160 209V208H159ZM205 209V208H204ZM8 210V209H7ZM22 210V209H21ZM131 210V209H130ZM247 210V209H246ZM256 210V212H254ZM29 211V210H28ZM108 211V209H107ZM141 211V212H142ZM171 211V210H170ZM206 211V210H204ZM19 212V210H18ZM27 212V210H26ZM71 212V211H70ZM106 212V211H105ZM121 212V211H120ZM119 212V213H120ZM123 212V211H122ZM124 212V213H125ZM157 212V213H155ZM25 213V212H24ZM30 216H32L33 214L37 215L39 214L36 213L33 209L30 210L29 212ZM26 213V215H27ZM59 213V212H58ZM32 214V215H31ZM50 214V213H49ZM106 214V213H105ZM245 214V213H244ZM138 215V213H137ZM136 215V216H137ZM116 216V217H118ZM135 216V215H134ZM33 217V216H32ZM131 217V216H130ZM133 217V216H132ZM166 217V216H165ZM3 217L1 216V219ZM49 220H57L59 217H55L52 215H47L46 217H44ZM125 218V217H124ZM129 218V216L127 217ZM194 218V217H193ZM38 219V218H37ZM92 219V218H91ZM99 219V218H98ZM123 219V218H122ZM60 219H58L59 221ZM127 220V219H126ZM130 220V219H129ZM128 220V221H129ZM1 221V220H0ZM192 221V220H191ZM252 221V220H251ZM53 222V221H51ZM53 222V223H54ZM83 222V221H82ZM93 222V221H92ZM91 222V223H92ZM194 222V223H195ZM85 223V222H84ZM97 223V221H96ZM108 223V222H107ZM129 223V222H128ZM253 223V222H252ZM52 224V223H51ZM62 224V223H61ZM93 224V223H92ZM115 224V225H114ZM117 224V226H116ZM131 224V221L129 223V225ZM188 224V223H187ZM192 225V224H191ZM5 226V225H4ZM190 226V225H189ZM251 226V225H250ZM82 227V226H81ZM86 227V226H85ZM84 227V231L87 228L88 230V226L85 228ZM185 227V226H184ZM211 227V229H210ZM83 228V227H82ZM127 228V227H126ZM214 228V229H213ZM225 228V227H224ZM225 228V229H226ZM93 229V228H92ZM105 229V231H104ZM122 229V228H121ZM246 229V228H245ZM244 229V230H245ZM120 230V229H119ZM123 230V229H122ZM210 230H213L214 233ZM6 231V229H5ZM21 231V230H20ZM95 232V230H93ZM183 231V229H182ZM217 231V235L215 234V232ZM225 231V230H224ZM223 231V232H224ZM120 233V232H119ZM183 233H185V231H183ZM188 233V232H186ZM226 233V231L224 232V234ZM237 233V232H236ZM232 234V233H231ZM263 234V232H262ZM103 235H105V237H103ZM216 235V237H215ZM212 236L216 239H218L217 241H215L216 239L212 238ZM228 237V235H226ZM237 236V235H235ZM233 237V236H231ZM263 238V237H262ZM43 240V239H42ZM255 240L256 243H255ZM264 240V239H262ZM230 241V240H229ZM99 242V241H98ZM101 242V241H100ZM232 242V240H231ZM260 242V241H259ZM102 243H98L96 248H101L100 246L102 245ZM229 243V242H228ZM255 243V244H254ZM263 243V242H262ZM5 245V244H4ZM3 244L0 243V255L2 254L3 251H5V249L7 248V246H4ZM9 245V244H7ZM110 245V244H109ZM4 246V247H3ZM224 246V245H223ZM11 247V245H10ZM14 247V246H12ZM116 246L112 247L111 249H114ZM229 248V246H228ZM17 250V246L15 248ZM14 249V251H15ZM54 249V248H53ZM119 249V248H118ZM11 250V249H10ZM13 250V249H12ZM11 250V251H12ZM234 250V248H233ZM108 251L102 250L100 249V251L98 252L99 255H96L95 258H97V260H99L100 256L103 257H108L107 255ZM149 252V254H146ZM51 253L53 254V251H51ZM110 253V251H109ZM113 253V252H112ZM134 253V254H135ZM254 253V252H253ZM256 253V252H255ZM264 252H260L261 256L263 257ZM59 254V253H58ZM122 254V251H121ZM134 254L131 255V258H133ZM64 255V254H63ZM120 255V254H119ZM129 255V254H128ZM253 255V256H251ZM110 256V254H109ZM257 256V254H256ZM14 257V256H13ZM1 258V257H0ZM214 258V257H213ZM3 259V258H2ZM14 260V259H13ZM77 260V259H76ZM133 261V263H134ZM143 261V263H142ZM84 263V261H81ZM93 262V261H92ZM117 257L115 258H111L108 259L106 261V258L104 260L103 263L101 264H115L117 263ZM178 262V263H177ZM199 262V263H198ZM131 263V262H130ZM129 263V264H130ZM244 263V264H245ZM33 264V262L31 263ZM95 264V263H94ZM204 264H210V262L204 263Z\"/></svg>",
  "mask_w": 264,
  "mask_h": 264
}]
</instances>
